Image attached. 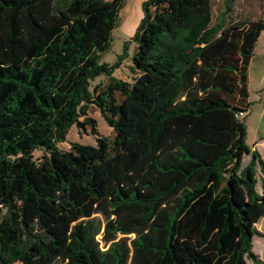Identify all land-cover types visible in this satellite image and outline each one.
Wrapping results in <instances>:
<instances>
[{
    "label": "trees",
    "instance_id": "1",
    "mask_svg": "<svg viewBox=\"0 0 264 264\" xmlns=\"http://www.w3.org/2000/svg\"><path fill=\"white\" fill-rule=\"evenodd\" d=\"M122 2L0 0V264H261L264 161L242 116L264 18L145 0L127 82L123 55L100 60ZM91 104L112 155L102 137L57 146L72 125L96 134Z\"/></svg>",
    "mask_w": 264,
    "mask_h": 264
},
{
    "label": "rangeland",
    "instance_id": "2",
    "mask_svg": "<svg viewBox=\"0 0 264 264\" xmlns=\"http://www.w3.org/2000/svg\"><path fill=\"white\" fill-rule=\"evenodd\" d=\"M216 5L219 3L215 0ZM253 0H235L233 15L237 18H245L244 14L247 11V5L253 4ZM142 3L133 0L122 2L117 10L116 25L110 34V45L106 51L101 54L100 60L107 64H112L117 60L119 55H123L121 65L113 72V75L121 80L131 82L134 74L131 71V56L135 48L134 42L131 40L132 35L142 17ZM246 19H256L246 17ZM108 82V78L100 76L96 78L91 86L100 84L101 91H104ZM247 109L244 111L242 121L246 127L245 143L248 147L256 149L264 161V31L258 36L253 52L247 66ZM116 102L121 99L119 92L114 93ZM87 116L95 120L96 134L90 130V126L84 123V128L72 125L68 131L65 142H60L57 146L60 149H70V144L77 142L85 145H95L97 137H102L107 142V154L116 153L119 148L115 143V133L107 124L102 114L97 107L91 104L87 111ZM109 119H114L115 114H106ZM79 156L77 151H74ZM43 154L41 150H34L33 156L40 158ZM256 229L261 233V236H254L252 241V250L257 255L261 264H264V217L256 224ZM97 240L100 241V235H97ZM100 241V246H102ZM21 264V263H15ZM34 264V262L30 263ZM55 264H61L56 262ZM248 264H253L250 261Z\"/></svg>",
    "mask_w": 264,
    "mask_h": 264
},
{
    "label": "crops",
    "instance_id": "3",
    "mask_svg": "<svg viewBox=\"0 0 264 264\" xmlns=\"http://www.w3.org/2000/svg\"><path fill=\"white\" fill-rule=\"evenodd\" d=\"M129 0H123V2ZM138 3H143L145 0H133ZM253 4L247 5L249 13H245L244 17H253V18H264V0H253Z\"/></svg>",
    "mask_w": 264,
    "mask_h": 264
}]
</instances>
